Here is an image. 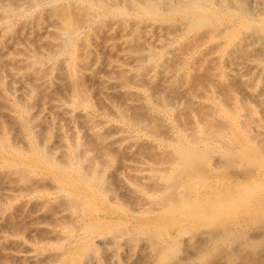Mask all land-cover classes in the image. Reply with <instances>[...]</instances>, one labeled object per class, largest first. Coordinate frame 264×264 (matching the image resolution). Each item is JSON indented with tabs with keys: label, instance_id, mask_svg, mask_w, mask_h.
Here are the masks:
<instances>
[{
	"label": "bare ground",
	"instance_id": "bare-ground-1",
	"mask_svg": "<svg viewBox=\"0 0 264 264\" xmlns=\"http://www.w3.org/2000/svg\"><path fill=\"white\" fill-rule=\"evenodd\" d=\"M254 80L264 0H0V264H264Z\"/></svg>",
	"mask_w": 264,
	"mask_h": 264
},
{
	"label": "rangeland",
	"instance_id": "rangeland-1",
	"mask_svg": "<svg viewBox=\"0 0 264 264\" xmlns=\"http://www.w3.org/2000/svg\"><path fill=\"white\" fill-rule=\"evenodd\" d=\"M253 44H254V45H253ZM253 44H251V45H252L251 47H253V48L256 47V49L258 48V49L260 50L261 47H260V45H259L258 43H253ZM249 45H250V44H249ZM249 48H250V47H249ZM258 49H257V51H259ZM251 50H252V49H251ZM253 51H254V52H257V51H255L254 49H253ZM256 54H257V53H256ZM257 56L259 57V54H258ZM257 56H254V57H252V58H249V60H251V59L254 60L253 62H251V61H249V60H247V59H245V61H246V62H245V61L243 60L244 58H240V61H241V62L244 61L246 64L248 63V64H247L248 66L251 65V64L254 66V67H253V70L251 71V72H252V77H253V75L255 74V77H253V79H256V77H257L258 74H259V77L261 78V75L263 74V73L261 74V72H262L261 70H260L261 72H259V69H261V68H259V66H260V65L262 64V62H263V57H259V59L256 60V57H257ZM258 57H257V58H258ZM244 62H242V63H244ZM258 63H259V64H258ZM240 65L243 66L244 64H240ZM252 65H251V66H252ZM242 66H240V67H242ZM245 66H246V65H245ZM245 66H243V67H245ZM251 66H250V67H251ZM261 66H262V65H261ZM261 66H260V67H261ZM240 67H239V68H240ZM243 67H242V68H243ZM250 67H249V68H250ZM257 67H258V69H257ZM242 68L239 70V73H240V72L244 73V72L246 71L245 68H243L244 70H243ZM246 68H247V66H246ZM249 68H247V71H248ZM247 71H246V73H247ZM242 73L239 74V75H241V76H239V77H240V78H239V79H240V80H239L240 82L243 81V79L245 78V76L242 75ZM242 76H243L244 78H243ZM262 77H263V76H262ZM258 79H259V78H258ZM254 81H255V82H254ZM254 81L251 82V84H252V83H255V84H253V85H255L257 88H256V87L253 88V87H251L252 85L249 84V87L251 88V89H250V88H249V89L252 90L251 92H254L255 90H253V89H256V91L254 92L255 94L252 95V96H253V99L255 98L254 96H256L258 93H260V94H259L260 96H261V93H262V97H264V95H263V94H264V86H263V84L260 85V87H258L259 84H261V83H259V82L256 83V80H254ZM241 85H242V86H241L242 88L240 89V95H239L240 100H242V98H243L244 95H245V96H246V95H249V92H247V91H245V90L243 91V89L245 88V86H244L245 84L242 83ZM250 85H251V86H250ZM243 86H244V87H243ZM246 88H248V86H247ZM252 88H253V89H252ZM241 90H242L243 92H241ZM250 90H249V91H250ZM242 93H243L244 95H243ZM257 96H258V95H257ZM246 97L248 98V96H246ZM244 98H245V97H244ZM253 99L249 98L248 100H249V102H250V100H252V101H254L255 99L258 100V97H256L254 100H253ZM259 99H260V97H259ZM261 99H263V98H261ZM261 99H260V101H261ZM252 101H251V102H252ZM260 101H259V103H260ZM262 101H263V100H262ZM259 103H258L257 101H254L253 104L249 103V105H250V107L253 108L254 110H255V109L260 110L261 108H259V107H260V106H259ZM252 106H253V107H252ZM258 106H259V107H258ZM1 110H2V109H1ZM1 110H0V112H1ZM261 110H263V109H261ZM261 110H260V111H256V110H255V113H256V117H257V118H262V116H261L262 113H260ZM2 111H3V110H2ZM5 111H7V110L5 109ZM5 111H4V112H5ZM257 112H258V113H257ZM259 113H260L261 115H258V116H257V114H259ZM260 116H261V117H260Z\"/></svg>",
	"mask_w": 264,
	"mask_h": 264
}]
</instances>
